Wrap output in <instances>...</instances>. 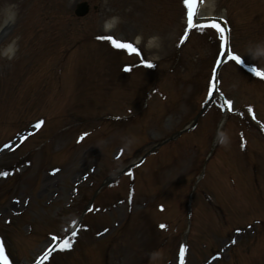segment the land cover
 <instances>
[{
	"label": "rangeland",
	"instance_id": "rangeland-1",
	"mask_svg": "<svg viewBox=\"0 0 264 264\" xmlns=\"http://www.w3.org/2000/svg\"><path fill=\"white\" fill-rule=\"evenodd\" d=\"M82 1L90 4V12L77 19L72 7ZM179 2L0 0V31H3L0 47L15 41L17 48L14 58H0V144L26 129L33 119H48L47 131L28 139L17 152H4L0 157V173L7 174L0 175V236L17 264H32L49 243L47 235L60 234L62 228L84 209L95 188L106 177L143 153L147 132L151 135L147 141L158 143L183 129L197 114L217 43L214 37L192 35L180 52L179 67L172 74H164L160 83L165 100H156L133 124L111 126L94 122L102 119L126 122L143 112L147 105H141L143 92L137 93L138 98L134 93L141 86L142 73H118V61L107 54V47L96 45L88 37L97 33L109 34L131 41L139 35L146 41L157 36V47L146 48L143 42L140 46L148 59L163 60L166 64L162 61L160 64L166 68L177 56L176 39L181 32L183 13L178 7ZM204 6L202 14L228 18L234 51L247 62L264 69V56L253 59L248 54L250 47L264 45V0H206ZM10 11L16 12L15 19L4 23ZM112 16H118L120 23L113 31L104 32L102 23ZM60 59L66 63L60 65ZM146 78L149 81L150 78ZM220 79L222 90L236 107L246 104L258 107L257 103L262 101L257 114L258 121L264 126V90L254 86L231 63L222 69ZM154 98L151 95L147 102ZM80 120L83 124L75 130L70 121ZM201 120L198 129L179 138L174 148L161 151L160 162H171L165 174H152L156 157L150 156L146 159L148 166L143 168L145 174L137 172L136 175L135 200L148 202L144 212L153 221L177 224L176 232L171 228L162 239L161 234L150 226L146 233L144 227L149 217L141 215L140 204L134 206L133 212L123 204L112 214H99L96 220L90 221V230L82 233L76 244L77 252H80L77 257L76 251L66 258L55 255L50 264H102L106 245L109 258L105 264H137L139 259V264H173L175 249L184 239L190 246L188 264H201L217 250L216 247L227 241L214 239L216 236L222 239L219 237L222 230L217 232L216 229L224 228V234H231L252 226L260 235L257 237L255 233L238 241L237 247L228 253L226 264H263L264 143L255 134H248V154L251 156L243 159L237 153L241 145L234 131L235 123L229 120L224 130L227 142L219 144L212 158L204 164L206 169L208 166L205 178L208 171L218 186L212 178L197 185L199 163L207 159L210 150L211 139L208 140L207 132H214L222 122L215 109H210ZM97 124H100L98 129ZM68 127L69 132H60ZM84 131L93 133L72 148L76 133ZM44 135L45 142L50 141L51 145L37 153ZM117 148H123L124 155L115 161ZM221 148L224 150L219 153ZM223 152L225 155L219 156ZM26 154L28 160L23 159ZM243 161H249L258 169L255 182L248 172V163L247 167L241 165ZM237 163L241 164L235 168ZM233 168L242 185L247 187L242 188L236 183ZM50 169H56L57 174L49 175ZM126 186L122 181L113 190L101 192L99 204L107 207L125 199ZM199 190L205 193L207 190L214 199L221 196L222 204L213 205L211 209L204 207ZM189 200L193 201L195 217L190 221L191 239L185 232L184 217ZM156 203L163 204L166 212L156 213ZM120 220L122 224L118 229L92 241V225L99 229L109 228ZM143 247L152 253L156 250L157 256L142 254ZM225 259L226 255H223L219 264H225Z\"/></svg>",
	"mask_w": 264,
	"mask_h": 264
},
{
	"label": "snow or ice",
	"instance_id": "snow-or-ice-1",
	"mask_svg": "<svg viewBox=\"0 0 264 264\" xmlns=\"http://www.w3.org/2000/svg\"><path fill=\"white\" fill-rule=\"evenodd\" d=\"M196 3H197V0H184V5L187 9V27H186L185 32H184V39H182L180 41V43L183 44L188 37V32H190L191 30L196 28L197 25H199V27L201 29L210 27L211 29H214L216 33H219L220 34V40L222 42L221 47H225L226 43H227V39H226V36L224 34V29H222L220 24L218 22H216L215 20H213L210 24H207V25L200 24L199 23L200 18L197 16V12H196ZM194 17L196 19H194ZM97 39L100 41H107L117 51L122 50L129 55H135L137 57H142L141 51L139 49H137L131 43L120 42L117 39H115L114 37H112L111 35L98 36ZM224 55L227 56L230 59V61H233L236 64L241 63V58L237 55H233L231 53V51L226 50L224 52ZM144 66L151 68L153 65H151L150 63H144ZM128 70L129 69H127V68L125 69V71H128ZM252 72L257 77L264 79V72H260L255 68L252 69ZM249 111L251 112V109H249ZM42 123L43 122L36 124L35 127L39 128ZM79 139L83 140L84 136H81ZM0 175L6 176L7 174L6 173H0ZM161 227L163 228L164 226L161 225ZM53 239H56V238L54 237ZM233 243H235V241H233ZM66 244L68 247H70V244L68 242H66ZM61 250H65V249H61ZM51 251L52 250L49 249L48 251H46L44 253V255L49 256ZM184 255H185V248L182 246L180 248V264H184ZM0 264H8V258L4 255L3 248H0Z\"/></svg>",
	"mask_w": 264,
	"mask_h": 264
},
{
	"label": "clouds",
	"instance_id": "clouds-1",
	"mask_svg": "<svg viewBox=\"0 0 264 264\" xmlns=\"http://www.w3.org/2000/svg\"><path fill=\"white\" fill-rule=\"evenodd\" d=\"M209 7H211V5H209ZM15 16H16V12L10 11L7 14V18L4 21V23L13 21L15 19ZM119 23H120V18L118 16H112L103 21L102 30L104 32H111L114 29H116ZM135 39H136L137 44H140L143 42L146 48H153L159 45V37L157 36H151L145 41L142 36L138 35ZM16 51H17V48H16L15 41L8 43L6 46L0 47V58H6L10 60L14 58ZM248 54L253 59H257L261 56H264V45L257 44V45L250 47ZM227 139L228 137L226 133L218 132L217 138H216L217 143L223 145L227 142Z\"/></svg>",
	"mask_w": 264,
	"mask_h": 264
},
{
	"label": "water",
	"instance_id": "water-1",
	"mask_svg": "<svg viewBox=\"0 0 264 264\" xmlns=\"http://www.w3.org/2000/svg\"><path fill=\"white\" fill-rule=\"evenodd\" d=\"M82 7H84V6H82Z\"/></svg>",
	"mask_w": 264,
	"mask_h": 264
}]
</instances>
